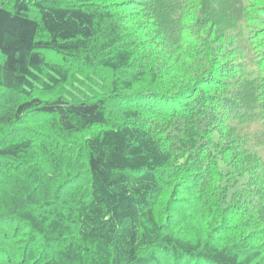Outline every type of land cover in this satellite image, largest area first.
<instances>
[{"label": "trees", "instance_id": "16d2710c", "mask_svg": "<svg viewBox=\"0 0 264 264\" xmlns=\"http://www.w3.org/2000/svg\"><path fill=\"white\" fill-rule=\"evenodd\" d=\"M0 264H264V0H0Z\"/></svg>", "mask_w": 264, "mask_h": 264}]
</instances>
